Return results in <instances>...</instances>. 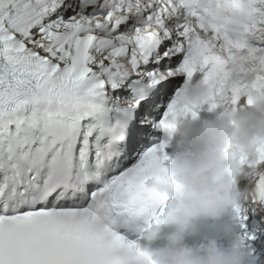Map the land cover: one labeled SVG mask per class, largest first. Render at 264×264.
Returning a JSON list of instances; mask_svg holds the SVG:
<instances>
[{
    "label": "snow or ice",
    "instance_id": "1",
    "mask_svg": "<svg viewBox=\"0 0 264 264\" xmlns=\"http://www.w3.org/2000/svg\"><path fill=\"white\" fill-rule=\"evenodd\" d=\"M236 52L264 76V0H0V264H151L118 230L160 219L167 120L194 78L211 109Z\"/></svg>",
    "mask_w": 264,
    "mask_h": 264
},
{
    "label": "clouds",
    "instance_id": "2",
    "mask_svg": "<svg viewBox=\"0 0 264 264\" xmlns=\"http://www.w3.org/2000/svg\"><path fill=\"white\" fill-rule=\"evenodd\" d=\"M229 62L228 78L210 109H220L214 120L203 119L196 126L195 118H188L183 108L184 104L197 108L204 103L211 89L203 81L185 83L176 114L167 120L169 138L175 135L178 139L167 156L165 175L153 177L146 188L171 203L164 218L136 244L151 264H255L237 230L241 216L229 209L238 208L243 214L256 210L251 189L258 150L264 148V76L244 68L239 52ZM241 84L246 90L237 103L229 92ZM241 177L247 183L238 188ZM222 217L228 218L224 232L228 246L207 237L198 244L186 242L201 235L199 221Z\"/></svg>",
    "mask_w": 264,
    "mask_h": 264
}]
</instances>
